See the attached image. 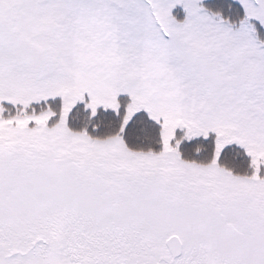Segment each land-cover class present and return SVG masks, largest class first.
<instances>
[{"label":"snow or ice","instance_id":"obj_1","mask_svg":"<svg viewBox=\"0 0 264 264\" xmlns=\"http://www.w3.org/2000/svg\"><path fill=\"white\" fill-rule=\"evenodd\" d=\"M0 264H264V0H0Z\"/></svg>","mask_w":264,"mask_h":264}]
</instances>
